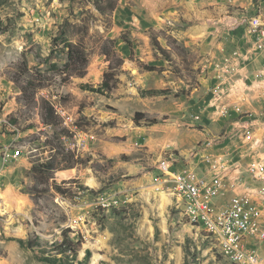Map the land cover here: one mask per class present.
I'll return each instance as SVG.
<instances>
[{
    "label": "rangeland",
    "instance_id": "1",
    "mask_svg": "<svg viewBox=\"0 0 264 264\" xmlns=\"http://www.w3.org/2000/svg\"><path fill=\"white\" fill-rule=\"evenodd\" d=\"M98 1L0 0V113L20 133L3 128L0 149L24 148L7 167L0 159V264H231L175 208L172 187L158 191L157 165L199 163L194 155L211 142L207 153H236L238 115L263 120L262 78L215 98L202 65L250 80L240 63L264 50L242 42L243 19L264 15V0H118L106 16ZM66 39L87 51L83 78L65 68ZM108 39L124 61L109 72L116 87L83 90L108 73ZM51 163L58 171L41 172ZM55 185L71 190L61 195ZM65 240L76 252L63 253Z\"/></svg>",
    "mask_w": 264,
    "mask_h": 264
},
{
    "label": "built area",
    "instance_id": "2",
    "mask_svg": "<svg viewBox=\"0 0 264 264\" xmlns=\"http://www.w3.org/2000/svg\"><path fill=\"white\" fill-rule=\"evenodd\" d=\"M243 21L255 36L257 48L264 50V15ZM218 91L221 89L215 88V93ZM220 97L218 93L215 98ZM226 113L222 110L219 114L224 117ZM262 119L238 115L235 130L240 144L236 153H207L210 144H217L211 142L194 155L199 163L177 164L163 159L157 165L160 177L156 182L161 185L158 191L169 187L184 191L181 208L176 209L190 224L214 223L235 264H264V116ZM3 128L19 133L9 115L0 113V131ZM23 154L24 148L14 143L0 149L4 167L20 160Z\"/></svg>",
    "mask_w": 264,
    "mask_h": 264
},
{
    "label": "trees",
    "instance_id": "3",
    "mask_svg": "<svg viewBox=\"0 0 264 264\" xmlns=\"http://www.w3.org/2000/svg\"><path fill=\"white\" fill-rule=\"evenodd\" d=\"M98 2L99 3L97 2L95 3L96 9L99 11L101 15H104V16L110 15L114 13V11L117 9L118 0H99ZM112 45H113V41L110 39L104 41L102 45V54L106 57V60L110 62L108 73L105 75V79L103 83L99 85L97 88H94L89 85H84L83 90L104 94L105 92H108V93L112 92V90L115 89L116 83H117V81H115L114 79L115 75L113 73L111 78H109V76L111 75V73L109 72L114 70V67H113L114 62L117 68H120L124 64V61L123 59L119 57L116 51H114V48L112 47ZM65 46H66L65 49L67 50V60H68L66 67H65L66 70H68L71 76H77V77L83 78L87 73V67L89 65V58H88V54H87V51L84 45L82 44L81 41L78 43H71L70 39H66ZM156 46H158V48L160 49V45L158 43H156ZM157 93L161 94V92H157ZM53 118H56L55 111L50 105H47L46 119L49 122V124H51L50 120H53ZM140 118H144V115L137 114L136 117L134 118V121L136 123H139L142 120H144ZM69 166L70 167L68 168H74L73 163H71V161H70ZM58 169H59L58 167H56L55 165H53V163H51L48 167L46 166L41 167V172L52 174L58 171ZM68 190H71V189H64L59 185H55V191L61 195L67 194ZM61 247H62L63 253L76 252L75 251L76 249L72 246L71 241L65 240L62 243Z\"/></svg>",
    "mask_w": 264,
    "mask_h": 264
},
{
    "label": "crops",
    "instance_id": "4",
    "mask_svg": "<svg viewBox=\"0 0 264 264\" xmlns=\"http://www.w3.org/2000/svg\"><path fill=\"white\" fill-rule=\"evenodd\" d=\"M249 31H246V34L243 36V40L242 42L244 43L245 40L246 42L253 41L255 40V36H253L252 34H248ZM250 35V36H249ZM252 42V44H253ZM205 55L207 54L205 51H202ZM264 54H260L258 53L257 57L253 58V60H251L249 63H240V67L242 68V72L243 73H247L248 71L251 72V76H250V80H245V78H241V79H236L234 77H232V75H224L221 74V76L218 78L216 75H213L215 72V67L213 65V63L211 64H204L202 65V73H204L205 69L208 70V75L211 77H206V76H202V82L203 83H207L209 81H213L214 82V87L217 89H221V91H218L217 93H215V88L212 90L214 92H212V94H214V96L216 97L217 94H222V97L226 96L227 94H231L234 93V90H236L237 92H240L241 90H243L244 86L246 88L252 89L255 85H257V81H260L259 79H263V76H261V72L264 68V56H262ZM205 61L207 60V57L204 59ZM203 63V61H202ZM226 67L232 68V64H228L226 65ZM211 68V69H210ZM248 75V74H246ZM233 89V90H232ZM255 93H257V89L254 88ZM260 91V89L258 90ZM262 92V91H260ZM224 95V96H223ZM208 98L209 95L207 97H205V99L203 101H201L199 104H196L195 106V111L197 112V114L199 113L198 110H200V112H203L204 109L207 108V102H208ZM241 108H245L242 106V104L240 103ZM233 106H239L236 103H233ZM247 107V106H246ZM199 140H203V137H200Z\"/></svg>",
    "mask_w": 264,
    "mask_h": 264
},
{
    "label": "bare ground",
    "instance_id": "5",
    "mask_svg": "<svg viewBox=\"0 0 264 264\" xmlns=\"http://www.w3.org/2000/svg\"><path fill=\"white\" fill-rule=\"evenodd\" d=\"M172 198L175 203V208H181V204L184 198V191L177 190L176 187H172ZM163 206H168L171 202L170 196L165 195L163 197ZM179 210V209H178ZM191 224L196 228L200 229L205 235L206 238L210 239L211 241H215L217 243V247L219 249V253L227 259L231 264H235V259L230 258V253L226 249L223 240L219 237L218 228H214V223H202L200 221H192ZM215 244V243H214Z\"/></svg>",
    "mask_w": 264,
    "mask_h": 264
}]
</instances>
